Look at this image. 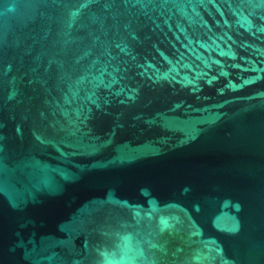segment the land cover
Segmentation results:
<instances>
[{"label": "water", "instance_id": "water-1", "mask_svg": "<svg viewBox=\"0 0 264 264\" xmlns=\"http://www.w3.org/2000/svg\"><path fill=\"white\" fill-rule=\"evenodd\" d=\"M0 264H264V0H0Z\"/></svg>", "mask_w": 264, "mask_h": 264}]
</instances>
